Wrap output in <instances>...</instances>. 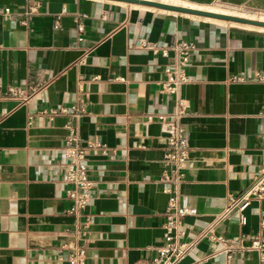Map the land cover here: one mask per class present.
<instances>
[{"label":"crops","instance_id":"1","mask_svg":"<svg viewBox=\"0 0 264 264\" xmlns=\"http://www.w3.org/2000/svg\"><path fill=\"white\" fill-rule=\"evenodd\" d=\"M151 1L264 14V0ZM231 24L109 0H0V264H68L61 247L74 218L61 170L69 126L83 144L102 145L88 158L98 187L85 212L86 264L159 256L169 196L158 182L166 140L157 116L175 106L160 83L182 41L197 50L180 92L190 146L180 201L196 215L183 220L181 241L192 247L176 264H264L201 237L211 227L213 237L244 245L264 235V201L216 220L264 166V28ZM78 104L87 111L78 120L44 114Z\"/></svg>","mask_w":264,"mask_h":264},{"label":"built area","instance_id":"2","mask_svg":"<svg viewBox=\"0 0 264 264\" xmlns=\"http://www.w3.org/2000/svg\"><path fill=\"white\" fill-rule=\"evenodd\" d=\"M8 14L10 9L5 10ZM78 42H83L85 27L79 23ZM178 57L176 64L170 65L164 70V80L161 84V93L174 100L175 106L172 114L157 116L161 124L166 140V151L162 159V173L159 184L169 196L165 213L166 236L165 244L159 248V256L152 264H176L188 251L191 245L182 243L183 220L188 216L196 215L194 210L184 207L180 201V187L185 181L186 171L189 165V140L183 126V119L187 112V101L180 96L181 89L189 83L188 68L192 55L196 52L195 44L182 41L173 48ZM162 55L167 57L168 51ZM84 61L81 60L80 63ZM1 98V93H0ZM22 101L28 99L20 95ZM81 103V102H80ZM87 113L86 108L73 106L71 109L61 108L49 113L51 119L59 115H71L80 119ZM154 119L153 117L149 118ZM75 126H69V136L63 149L62 177L68 186L67 199L70 202L69 215L74 218V230L71 238L61 247L62 253L67 257L68 264H86L87 249L84 245L88 234L89 225L92 222L85 212L92 206L98 183L91 179L88 158L93 150H101L102 145L96 141H88L86 144L76 136ZM229 205L219 216L217 222L229 219L235 213L243 214L254 202L264 201V166L260 168L252 183L238 196H228ZM242 216V215H241ZM243 223V217H241ZM212 228L208 229L201 237H209L212 241L222 244V254L232 256L237 252H254L264 261V235L258 234L250 240L249 245H244L243 240L235 243L226 237L215 238Z\"/></svg>","mask_w":264,"mask_h":264},{"label":"water","instance_id":"3","mask_svg":"<svg viewBox=\"0 0 264 264\" xmlns=\"http://www.w3.org/2000/svg\"><path fill=\"white\" fill-rule=\"evenodd\" d=\"M114 2H121V3H127V4H134V5H140L145 7H151L156 8L168 12H174V13H180V14H187L202 18H208V19H214L224 22H230V23H237L241 25H251L254 27L264 28V22L257 21V20H251L243 17H237V16H231V15H225V14H217L213 12H208L204 10H198L193 8H187L182 6H176V5H168L163 4L157 1H149V0H109Z\"/></svg>","mask_w":264,"mask_h":264},{"label":"rangeland","instance_id":"4","mask_svg":"<svg viewBox=\"0 0 264 264\" xmlns=\"http://www.w3.org/2000/svg\"><path fill=\"white\" fill-rule=\"evenodd\" d=\"M163 1V0H162ZM169 1L170 3H177V4H180V5H192V4H188L187 2H181V1H175V0H167ZM199 7V6H197ZM200 8H207V7H200ZM211 10H218V11H224V10H229V11H235L238 13V15L240 17H243V18H247V19H251V20H257V21H262L264 20V14H256V13H253L251 11H248L246 9H243V8H230V7H223V6H214L213 8H210L209 11ZM230 25V24H228ZM231 26H234V27H243L241 24H231ZM245 28V27H244ZM255 29V28H253Z\"/></svg>","mask_w":264,"mask_h":264},{"label":"bare ground","instance_id":"5","mask_svg":"<svg viewBox=\"0 0 264 264\" xmlns=\"http://www.w3.org/2000/svg\"><path fill=\"white\" fill-rule=\"evenodd\" d=\"M149 1H151V0H149ZM168 5H170V4H168ZM177 6V5H176ZM188 8V7H187ZM194 9V8H193ZM199 10V9H198ZM205 11V10H204ZM208 12H213V13H217V14H225V15H231V16H237V17H240L239 15H238V13L237 12H235V11H229V10H224V11H218V10H211V11H208ZM248 18V17H247ZM250 19V18H249ZM262 22H264V20H262ZM243 27H245V28H254L253 26H251V25H242Z\"/></svg>","mask_w":264,"mask_h":264}]
</instances>
